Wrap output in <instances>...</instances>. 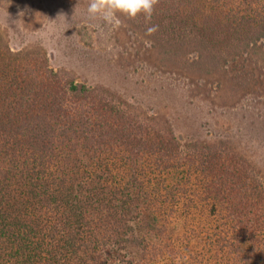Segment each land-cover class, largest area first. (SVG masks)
Instances as JSON below:
<instances>
[{
  "label": "trees",
  "instance_id": "trees-1",
  "mask_svg": "<svg viewBox=\"0 0 264 264\" xmlns=\"http://www.w3.org/2000/svg\"><path fill=\"white\" fill-rule=\"evenodd\" d=\"M121 17L166 60L193 52L199 71L258 83L264 0H159L150 21ZM123 100L0 31V264H264L252 160L199 136L185 110Z\"/></svg>",
  "mask_w": 264,
  "mask_h": 264
},
{
  "label": "rangeland",
  "instance_id": "rangeland-1",
  "mask_svg": "<svg viewBox=\"0 0 264 264\" xmlns=\"http://www.w3.org/2000/svg\"><path fill=\"white\" fill-rule=\"evenodd\" d=\"M87 2L0 0V31L13 49L43 47L54 67H67L78 80L107 87L136 109L154 111L163 118L168 117L169 108L185 110L195 133L234 140L264 174V61L256 57L250 63L258 83L254 80L241 88L222 70L191 67L196 59L193 52L164 59L122 17L117 30L89 21ZM242 65L236 63L233 68L243 69Z\"/></svg>",
  "mask_w": 264,
  "mask_h": 264
},
{
  "label": "clouds",
  "instance_id": "clouds-1",
  "mask_svg": "<svg viewBox=\"0 0 264 264\" xmlns=\"http://www.w3.org/2000/svg\"><path fill=\"white\" fill-rule=\"evenodd\" d=\"M158 3L159 0H88L86 19L102 22L112 30H117L122 26L121 16L135 20L139 15H143L146 21H150ZM158 28V25L147 27L146 35L155 34ZM145 44L151 46L150 41H145Z\"/></svg>",
  "mask_w": 264,
  "mask_h": 264
}]
</instances>
